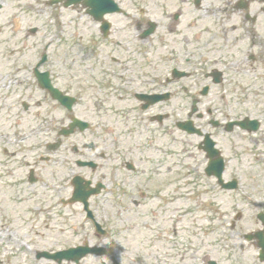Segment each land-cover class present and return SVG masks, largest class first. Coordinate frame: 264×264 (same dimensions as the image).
I'll return each mask as SVG.
<instances>
[{
	"label": "flooded vegetation",
	"instance_id": "af4514ba",
	"mask_svg": "<svg viewBox=\"0 0 264 264\" xmlns=\"http://www.w3.org/2000/svg\"><path fill=\"white\" fill-rule=\"evenodd\" d=\"M68 2L0 0V264H74L44 254L106 240L120 264L127 250L110 212L135 215L130 205L153 200L148 184L125 179L137 167L124 136L137 128L175 142L182 134L206 179L210 142L226 163L254 146L264 153V0H114L100 21L91 6ZM246 117L260 123L255 133L237 126ZM155 169L172 171L160 158ZM155 197L147 215L159 232L147 249L142 239L144 258L166 245L170 254L189 217L176 194ZM106 259L99 264H114Z\"/></svg>",
	"mask_w": 264,
	"mask_h": 264
},
{
	"label": "rangeland",
	"instance_id": "374dc122",
	"mask_svg": "<svg viewBox=\"0 0 264 264\" xmlns=\"http://www.w3.org/2000/svg\"><path fill=\"white\" fill-rule=\"evenodd\" d=\"M16 7L17 11H26V4H17ZM46 12L50 15L49 10ZM20 20L22 26H29L27 18L21 17ZM24 36L19 35L18 38ZM154 41L155 38H152L147 44L151 45ZM205 102H208V100ZM175 137H177L176 142L166 132H159L153 136L149 131L144 130V126L137 128L133 135L124 136V150L127 152L129 151V145L134 146L131 157H133L132 160L137 167V172L127 174L125 179L130 182L148 184V189L153 192L149 195V199L153 200H147L139 209H135L133 205H130L129 208L137 212L135 214L137 216L132 212L126 214L122 211L125 215L120 213V216L117 211L110 212L109 219L111 222L109 224L111 230L116 231L117 234L121 233V239L118 242L121 247L127 250V253L124 250L126 257L124 256L121 260L122 264H139V259L140 261L143 260V254L139 247L142 239L144 236L147 238V241L143 243V248L147 249V246L151 244L150 241L154 242L157 238L156 233L159 232L157 224L153 221L155 216L149 214V222L152 225L150 230H153V233L144 227L145 217L147 213L155 211V205L158 203L155 196L167 197L168 193L174 198L176 194L175 199L179 207L190 204L183 207L188 210L189 217L184 224L177 225L178 235L176 239H171L173 251L166 254L168 252V245H166L162 250H157L159 256L151 257V254H148L147 258L143 260L145 264H201V258L205 253L221 264H262L255 249L245 242L242 236L255 228L257 221L255 216L258 211V204L255 203L264 201V163H262L264 162V156L261 162H255L253 156H244L240 158L239 163H229L227 179L237 176L234 170H237L236 168L240 169V164L243 165L242 171L245 170L246 166H251L250 170L253 171L251 178L246 177L241 180V186L244 187L240 192L241 194L238 195L241 200L230 193H223L218 196L211 191L209 181L202 173L205 162L200 152L191 145H188V151L185 152L186 147L184 146L186 143L183 142L185 137L180 133H177ZM188 140L195 141V144L198 143L193 138ZM157 147L162 151H156ZM240 154L245 155L242 147H240ZM159 158L167 161L168 165L172 167L171 172H166L167 170L164 169L159 175L158 170L155 169L156 161ZM232 170L234 172L231 173ZM149 178L152 180L150 181ZM157 187L163 188L158 194L154 193ZM164 187L167 188L165 192ZM185 198L186 200H183ZM137 200L140 199L137 198ZM15 212H18V210L13 208L6 211V213L12 215ZM237 214H242V217L238 220L236 229L231 230L229 227H231V223L235 220ZM6 220L3 221L5 227L15 229V224L10 227L9 219L6 218ZM2 229L4 230V228ZM203 234L204 237H202ZM36 244L41 245V242L37 241ZM187 244H190V247L184 251ZM22 263L23 259H20L19 264ZM41 264L52 263L42 262ZM83 264H99V261L89 258Z\"/></svg>",
	"mask_w": 264,
	"mask_h": 264
},
{
	"label": "water",
	"instance_id": "95a60500",
	"mask_svg": "<svg viewBox=\"0 0 264 264\" xmlns=\"http://www.w3.org/2000/svg\"><path fill=\"white\" fill-rule=\"evenodd\" d=\"M108 4H110L109 2H108V0H107V2H106V5H108ZM96 11H98V9H95ZM95 15V14H94ZM263 258H264V256H263Z\"/></svg>",
	"mask_w": 264,
	"mask_h": 264
}]
</instances>
